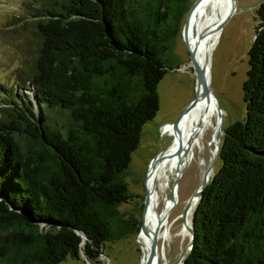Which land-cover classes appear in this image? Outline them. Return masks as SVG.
<instances>
[{"label":"trees","instance_id":"1","mask_svg":"<svg viewBox=\"0 0 264 264\" xmlns=\"http://www.w3.org/2000/svg\"><path fill=\"white\" fill-rule=\"evenodd\" d=\"M188 4L26 5L32 96L0 103V264L98 261L106 242L137 234L141 206L125 177ZM254 10L244 115L224 126L182 264H264V0Z\"/></svg>","mask_w":264,"mask_h":264},{"label":"rangeland","instance_id":"2","mask_svg":"<svg viewBox=\"0 0 264 264\" xmlns=\"http://www.w3.org/2000/svg\"><path fill=\"white\" fill-rule=\"evenodd\" d=\"M191 1L187 0L188 3ZM259 1L261 0H235L233 10L217 30L208 55L210 88L221 109L222 126L236 119H242L244 115L241 83L247 67L246 52L256 23L254 9ZM38 3L39 0H0V103L11 95L17 100L24 98L25 95L32 96V86L27 84L25 77L35 54L36 36L32 24L27 22L34 17L30 15L31 9H26V5L33 8ZM171 55V68L167 69L156 84L158 107L153 116L141 126L139 141L131 152L125 177L129 188L137 194L135 202L136 207L141 206V219L149 166L157 154L173 144L175 135L172 124L194 95V74L180 31L175 36ZM177 63L179 65L175 66ZM186 118L187 116L184 120ZM208 143L206 141L205 145ZM210 147L212 148V144ZM204 150V159H208L206 146ZM153 155L154 157L151 158ZM197 158L196 154L182 169L176 182L178 200L170 212V220L174 221L178 218L177 226L182 222L179 212L185 199L200 182L202 166L198 165ZM217 167L216 160L213 171ZM186 241L187 239L181 243L177 237H172L165 244V254L171 262ZM141 252L136 234H131L106 242L98 261L89 262L82 256L79 259L68 256L57 264H139Z\"/></svg>","mask_w":264,"mask_h":264},{"label":"bare ground","instance_id":"3","mask_svg":"<svg viewBox=\"0 0 264 264\" xmlns=\"http://www.w3.org/2000/svg\"><path fill=\"white\" fill-rule=\"evenodd\" d=\"M231 4L232 0H201L191 6L186 22L187 42L198 64H202L205 56L209 55L217 35L216 26ZM197 98L196 104L186 113L182 112L172 124L175 135L173 144L154 157L147 171L141 226L136 234L142 251L139 264H171L165 254V244L172 237H177L181 243L188 240L189 233L185 227L190 224L193 204L186 213L185 222L178 226V218L171 221L170 213L166 211L176 199L174 209L178 200L177 188L173 190L171 186L172 180L196 154L198 165L203 170L207 161L204 159L205 146L208 156L211 148V144L205 145V142L210 140V133L218 127L214 103L200 89ZM185 116L187 118L184 120ZM212 171L213 166L210 173ZM153 238H156V248L151 252ZM149 256L150 259H147Z\"/></svg>","mask_w":264,"mask_h":264},{"label":"water","instance_id":"4","mask_svg":"<svg viewBox=\"0 0 264 264\" xmlns=\"http://www.w3.org/2000/svg\"><path fill=\"white\" fill-rule=\"evenodd\" d=\"M196 1H201V0H192L188 4V6L185 8V10L181 16V26L179 29L183 43H184V46H185V49L187 50L188 59H189L190 65L192 67V71L194 74V83H193L194 95H193L192 99L181 110V112L186 113L189 109H191L196 104V102L198 101L197 100L198 99L197 98V92L200 89V91L204 95H206L215 105V109H214L215 110V121L218 122V127L215 129L214 132L210 133V140L208 142L212 144V148H210V152L208 150L209 156H208V159H207V161L203 167L200 182H198L196 184L194 190L185 199V202H184V204H183V206L179 212V216H180V219L182 222H185V216H186V213H187L189 207L191 206V204L194 205L196 203V201L198 200V198L201 195L203 187L205 186V184L209 180V177L211 175L210 169L212 168L214 162L218 159V156H219L220 135L224 131V126H222L221 109H220L219 103H218L215 95L213 94V92L211 91V88H210V77H209V72H208V54L205 56L203 63L198 64V62L195 60V57H194L191 49L189 48L188 42H187V25H186L187 16H188L189 8ZM234 3H235V0H232V4H231L230 9L220 19V21L218 22V24L216 26V30H218L221 22L224 21V19L233 10ZM153 157H154V155L151 158H153ZM151 158H150V160H151ZM181 170L182 169H179L176 176L172 180L173 190L176 187V182L178 180V177L180 175ZM144 199H145V194H144V198H143V203H144ZM173 206H174V204L171 203L168 210L166 211L167 214L171 212V210L173 209ZM142 207H143V205H142ZM140 226H141V216H140L139 227ZM185 228H186L187 232L189 233L188 240H187L186 244L179 250L176 258L171 262V264H182V260H183L185 253L187 252V250L192 245L193 228H192L191 218H190V224L186 225ZM155 239L156 238H153V240H152L151 252H154V250L156 248V240ZM147 259H150V256Z\"/></svg>","mask_w":264,"mask_h":264}]
</instances>
